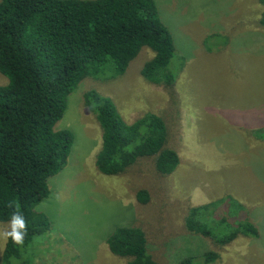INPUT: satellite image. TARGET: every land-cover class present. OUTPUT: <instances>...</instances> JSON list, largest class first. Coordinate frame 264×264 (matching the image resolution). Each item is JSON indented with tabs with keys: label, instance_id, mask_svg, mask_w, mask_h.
Segmentation results:
<instances>
[{
	"label": "rangeland",
	"instance_id": "obj_1",
	"mask_svg": "<svg viewBox=\"0 0 264 264\" xmlns=\"http://www.w3.org/2000/svg\"><path fill=\"white\" fill-rule=\"evenodd\" d=\"M155 3L175 45L174 82L156 85L141 75L153 56L143 47L123 73L86 77L68 96L55 129L68 128L74 141L65 167L47 181L50 194L38 209L51 226L26 247L27 264H124L106 243L119 225L141 227L159 264L205 251L218 254L212 264H264V131L253 133L264 130L263 8L257 0ZM6 82L0 73V84ZM91 89L110 97L128 123L146 112L161 116L179 156L176 169L161 174L152 157H141L123 173H100L101 128L84 102ZM140 189L148 194L144 203ZM226 195L247 207L259 238L219 245L186 228L191 207ZM10 229L0 222V264Z\"/></svg>",
	"mask_w": 264,
	"mask_h": 264
},
{
	"label": "trees",
	"instance_id": "obj_2",
	"mask_svg": "<svg viewBox=\"0 0 264 264\" xmlns=\"http://www.w3.org/2000/svg\"><path fill=\"white\" fill-rule=\"evenodd\" d=\"M257 1L263 8L258 24L264 27V0ZM143 47L153 56L141 75L171 86L175 45L155 0H0V73L7 78L0 84V222L11 223L18 212L26 224L23 245L5 240L3 264H27L26 247L50 229L38 206L50 194L48 179L65 167L73 145L71 130L55 129L68 96L86 77L123 73ZM84 102L101 128L95 155L100 173H123L141 157H152L161 174L176 169L179 156L168 144L161 116L146 112L128 123L113 100L94 89L84 93ZM136 197L144 203L148 194L140 189ZM185 226L219 245L238 236H260L247 207L231 195L191 207ZM106 243L113 255L127 259L124 264H159L139 226L114 227ZM217 258L205 251L178 264H212Z\"/></svg>",
	"mask_w": 264,
	"mask_h": 264
},
{
	"label": "clouds",
	"instance_id": "obj_3",
	"mask_svg": "<svg viewBox=\"0 0 264 264\" xmlns=\"http://www.w3.org/2000/svg\"><path fill=\"white\" fill-rule=\"evenodd\" d=\"M11 206V205H9ZM26 234V224L23 216L18 212L14 213L11 220V231L3 233L5 239L11 237L17 245H23Z\"/></svg>",
	"mask_w": 264,
	"mask_h": 264
}]
</instances>
